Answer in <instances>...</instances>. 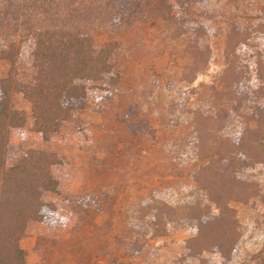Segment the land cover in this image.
<instances>
[{
	"label": "rangeland",
	"instance_id": "obj_1",
	"mask_svg": "<svg viewBox=\"0 0 264 264\" xmlns=\"http://www.w3.org/2000/svg\"><path fill=\"white\" fill-rule=\"evenodd\" d=\"M131 7L135 9L123 16L128 25L92 32L97 47L114 48L118 82L111 99L93 88L102 84H93L87 106L47 141L31 129V103L15 96L28 123L11 131L8 165L29 149L55 154L58 162L52 170L61 193L45 198L55 202L64 219L54 227L34 220L28 224L21 240L26 264H124L135 242L145 241L161 248L160 264H173L195 235L177 221L157 228L154 211L144 202L152 196L186 205L200 196L194 180L199 163L183 155L196 114L212 109L206 87L218 85L234 54L257 51L264 64V0H134ZM256 25L257 33H247ZM27 61L18 66L23 82H31L35 74ZM250 64L255 67L252 60ZM8 70L0 59V77ZM248 179L259 181L264 190L261 168ZM86 196L97 202L74 214L72 200ZM232 207L240 223L237 251L226 263L219 254L207 257L212 264H260L264 204L237 201ZM150 255L145 249L133 264H147Z\"/></svg>",
	"mask_w": 264,
	"mask_h": 264
},
{
	"label": "trees",
	"instance_id": "obj_2",
	"mask_svg": "<svg viewBox=\"0 0 264 264\" xmlns=\"http://www.w3.org/2000/svg\"><path fill=\"white\" fill-rule=\"evenodd\" d=\"M126 1L0 0V59L9 64L0 77V264H26L21 240L31 221L48 227L64 223L55 202L45 198L61 193L52 170L56 155L29 149L8 165L11 131L28 123L27 113L15 106V96L21 94L31 103V129L47 141L87 106L93 84H102L93 88L111 99L118 82L114 48L97 47L92 32L128 25L123 16L135 8L134 0ZM258 26L247 33H257L263 25ZM25 58L35 72L31 82L18 75ZM206 92L214 105L208 113L196 114L194 134L183 154L199 163L194 180L200 196L186 205H170L152 196L144 202L154 211L157 228L177 221L195 230L173 264H212L208 254L231 261L241 241L232 203L264 204L263 185L248 179L252 170L264 171V64L258 52L234 54L218 85L206 87ZM90 202L97 201L91 196L72 200L73 213L85 212ZM145 249L152 257L147 264L161 263V248L145 241L135 242L124 264L141 260Z\"/></svg>",
	"mask_w": 264,
	"mask_h": 264
}]
</instances>
